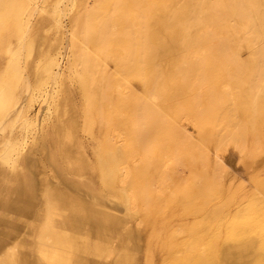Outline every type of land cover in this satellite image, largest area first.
Here are the masks:
<instances>
[{"label": "bare ground", "instance_id": "obj_1", "mask_svg": "<svg viewBox=\"0 0 264 264\" xmlns=\"http://www.w3.org/2000/svg\"><path fill=\"white\" fill-rule=\"evenodd\" d=\"M161 74L182 94L162 100ZM262 92L264 0H0V161L11 159L14 169L4 207H23L16 225L22 235L15 232L1 244L0 264H98L123 239L139 249L136 236H121L115 228L119 224L94 221L85 199L138 224L139 202L154 209L157 199L174 200L175 191L190 189L205 201L202 231L224 233L223 257L233 264H264V181L252 190L240 180L244 202L234 214L211 220L216 207L211 200L226 164L220 154H210L204 128L206 120L215 126L217 150L230 141L240 144L248 135L240 115L217 114V109L235 96L254 104ZM167 114L193 122L204 135L196 140ZM99 128L105 136L115 133L109 147L96 138ZM77 131L92 136L97 166ZM160 131L168 137L169 164L165 170L155 168V190L146 184L135 190L124 152L132 156L136 140L144 159L159 166L154 151ZM32 133L42 136L56 170L53 179L43 175L30 186L27 197L21 172L27 163L23 148ZM84 188L101 194L106 203ZM6 219L1 216V223ZM96 226L108 237L104 246L92 245ZM198 261L205 262L200 256L193 259Z\"/></svg>", "mask_w": 264, "mask_h": 264}, {"label": "rangeland", "instance_id": "obj_2", "mask_svg": "<svg viewBox=\"0 0 264 264\" xmlns=\"http://www.w3.org/2000/svg\"><path fill=\"white\" fill-rule=\"evenodd\" d=\"M160 81L163 82L161 83L162 87L165 86V88H163V90H161L160 92V93L163 92L162 98H161L162 100H164L170 94L172 95L177 94L178 96L179 94L180 95L182 94V91L180 92V90H177L178 88H175V87L174 89L170 88L171 83H170V79L167 74H161ZM137 82H138L139 90L141 92H145V87L141 84L140 79H137ZM216 84L218 88H222L220 87V84L218 83ZM162 100L159 101L161 104H162ZM228 100L230 99L227 98V102L223 105V107H221L219 110L217 109V114L235 113L237 115H240L239 118L244 122L248 135H247V138L245 140H241L240 144L238 145H235L236 144L235 142L230 141L227 144H223L224 147L221 146L217 150V141L215 140L216 138L214 136L215 126L209 123L210 121H207V120L204 121V128L206 129L207 136H209L207 137L206 146L210 154L212 156H215V154H220V156L224 159L225 164H226L225 173L223 174L224 176L221 182L220 189L217 192V195L211 200V201H216V207L213 208L214 216L211 217V220L214 218L224 217L225 215H228V214L229 215L234 214L240 207L241 202L242 201L244 202L245 199H242L243 192L241 188L242 184L241 182H239L240 180L248 188H251L252 190L258 188L260 183L264 181V106H263L264 105V92L259 94V97L254 104H248L244 100L240 99L238 96L231 98L230 101ZM253 106H254V110H253ZM34 109H35V112H38L39 102H36ZM33 115L34 116L36 115L35 117L36 119L37 114H33ZM167 117L168 118L172 117L174 120L180 122L181 124L186 125L190 133L196 140H200L202 136L204 135L202 133V130H200V128H198V126H196L193 122L188 123L186 120L179 119V117H177L175 114H174V117H173V114H167ZM120 118L123 122L127 119L124 114L121 115ZM255 124H256V127H255ZM95 130H96V138L102 143L103 146L107 145L106 147H109V145L107 144V141L109 142L110 138L112 139L115 133L111 131V133L113 132L112 134L105 136L104 132H102L100 128L95 129ZM77 134H78V138L80 139L81 145L84 151L86 152L84 153L88 155L91 162H93L94 165L97 166L96 165L97 156L94 154V141H93L92 136L86 133H82V132L80 133L78 131H77ZM28 136H29L27 139L28 145L25 148H23V153L26 154V157H27V163L22 168L21 173H22V178L24 181L21 187L24 192V195L27 197H31L32 191L30 190V186L33 187V184L43 175L49 180L53 179L56 169L55 167L53 168L51 166V162L49 161L46 155L47 151L43 149V144L41 143L42 136L39 133L38 134L32 133V134H29ZM257 138H258V141H257ZM168 142L169 141H168L166 131L158 132L157 141L155 143L154 156L161 158V162L159 166H157L158 164L153 165L152 162L149 160L148 162L146 158L144 159L142 154H140V145H138L140 143L137 142L136 140L132 141L131 149L132 151L134 150V152L132 153V156L128 157V151L124 152L123 158H124V161H127L130 166L131 172L129 176L133 179L132 187L135 190H138L139 187L145 186L144 184L149 186L148 188L151 191H153L152 188H154V190L156 189L157 187L156 179L158 178L157 176L158 174H155L154 170L155 168L157 169L160 167L162 170H165L167 168L166 165L169 164V162L167 160L168 156L164 152V150L167 147L165 144ZM123 145H124L123 149H125V144L123 143ZM0 163H1L0 170L2 171L0 173V176L2 175L0 178V181H2L0 182V185H1L0 186V190H1L0 199H1V198L6 197L7 195L9 196V189L11 188V181L13 178L12 176L14 173V169H13V162L11 161V159L6 160L5 158H1ZM161 165L162 166L165 165V166L162 167ZM142 168L148 170V173L146 175L143 174L144 169ZM4 171H5V174H4ZM60 171L63 173H67L66 170L61 169V168H60ZM155 175L157 177H155ZM150 179L152 180V182ZM92 183L96 185V182L94 180L92 181ZM85 189L86 188H84V190ZM177 191H178V194H177ZM177 191H175V195L174 193L172 194L170 191H168L169 193L172 194L170 195L171 197L177 196L176 198L174 197L175 198L174 200L157 199L156 207L154 209H149V208L146 209L145 205L142 202H139L138 209H139L140 221L138 224H136L135 219L133 218L127 219V216L125 215H123L124 217L122 218L124 220H122V218L119 216V213L116 210L108 206L106 207L101 204H98L89 198L85 199L86 200L85 203L87 201L91 203V205H89L90 203L87 202L90 208L93 209L95 207L93 210H95L96 212L91 210L87 206V208L90 209V210L88 209L89 215L91 216V218L94 219V221H100V219L102 218L101 221L103 222L100 221L102 225L103 223L106 224V222L109 225H113V226L114 225L116 226V224H119L116 227L115 226L114 227L116 229L118 228V230L121 231L122 237L125 238L126 237L125 233L129 232L131 233L130 235L133 238H135L134 236H136L138 243L142 245L141 248L135 249L134 247L126 246L127 239L119 240V242L113 243L111 245L114 251L111 254V256H108L107 260L105 259L100 260L98 264H108L109 262H110L109 264H118V262H120V264H133L134 261H135L134 264H142V263L152 264V262L153 264H175V263L182 264L183 262L186 264H202L200 263V261L193 262V259L197 256H200L201 259L205 260L203 264H205L206 262H207L206 264H209V263L210 264H233L232 262L228 261L227 259L223 257V250H224V245H225L224 233L219 229L218 230L214 229L209 234H206L204 231H202V228H203L202 221L205 218V210H203L205 209L204 198L199 196L195 192V189H190L188 191L186 190L184 194H181L179 190ZM85 192L86 193L88 192L87 194H91V191H89L88 189H86ZM157 192H158V189H157ZM159 193L160 191L158 192V194ZM92 194H94L92 198H95V196H97L96 198L98 199V201L102 200L103 202L106 203V200L102 199L104 197L101 194L97 192H93ZM2 200L4 199H1L0 201ZM22 210H23L22 206H19L16 209H3L0 206V217L5 216L7 218L6 222L3 224L0 221V234H1L0 235V246L1 244H4V243L7 244L9 242V237L12 236L15 232L18 234V236L22 235L21 229H18V228L16 229V225L18 222V216L20 215ZM112 211L115 213H113ZM102 212L105 214H103ZM91 214H93V216ZM109 219H110V222H109ZM126 220L128 221L127 224H126ZM179 228L180 229L182 228V229L180 230ZM93 233L94 234L92 236V245L96 246L97 244L96 247H98V245L101 244L104 246L106 244L108 237L105 236L101 231H99L97 226L94 227ZM8 234L9 236H7ZM5 237H8V238H5ZM95 248L93 250H95ZM177 253H180V254H177ZM194 253L196 254V256ZM121 255L123 256L121 257ZM132 255H134V257ZM211 255H212V258H211ZM186 256H188L189 258ZM125 258H127L126 261H125ZM116 260H119V261H116ZM121 260H122V263H121ZM129 260L130 262H133V263H130ZM172 260L173 262H170Z\"/></svg>", "mask_w": 264, "mask_h": 264}, {"label": "crops", "instance_id": "obj_3", "mask_svg": "<svg viewBox=\"0 0 264 264\" xmlns=\"http://www.w3.org/2000/svg\"><path fill=\"white\" fill-rule=\"evenodd\" d=\"M4 198H5V197H4ZM4 198H1V199H4ZM1 199H0V200H1ZM4 203H5L4 200L0 201V206H1L3 209H8V208H5V207H4Z\"/></svg>", "mask_w": 264, "mask_h": 264}]
</instances>
